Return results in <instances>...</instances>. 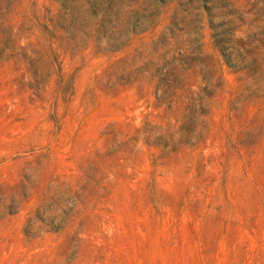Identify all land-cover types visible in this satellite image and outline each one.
Listing matches in <instances>:
<instances>
[{"label":"rangeland","instance_id":"obj_1","mask_svg":"<svg viewBox=\"0 0 264 264\" xmlns=\"http://www.w3.org/2000/svg\"><path fill=\"white\" fill-rule=\"evenodd\" d=\"M0 264H264V0H0Z\"/></svg>","mask_w":264,"mask_h":264}]
</instances>
